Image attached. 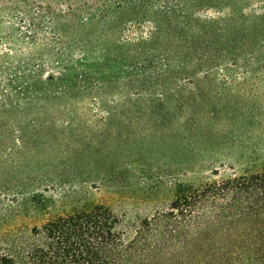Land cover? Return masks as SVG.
<instances>
[{"label": "rangeland", "instance_id": "obj_1", "mask_svg": "<svg viewBox=\"0 0 264 264\" xmlns=\"http://www.w3.org/2000/svg\"><path fill=\"white\" fill-rule=\"evenodd\" d=\"M126 3L0 0V238L95 205L149 217L169 207L180 182L263 168L264 128L237 125L232 107L216 121L209 118L220 105L214 92L221 82L242 92L257 84L260 103L264 83L249 77L233 83L219 72L214 92L199 83L205 95L194 103L178 101L174 88L190 86L183 76L167 83L169 89L142 82L141 59L126 68L133 79H124L120 68L132 62L119 53L153 30L150 22L136 23L140 14ZM161 5L182 8L183 0ZM101 49L111 51L105 60ZM82 81L88 90L80 88ZM147 96L164 101L155 104L154 116L143 114L140 98ZM185 115L203 121L190 127L173 122Z\"/></svg>", "mask_w": 264, "mask_h": 264}, {"label": "trees", "instance_id": "obj_2", "mask_svg": "<svg viewBox=\"0 0 264 264\" xmlns=\"http://www.w3.org/2000/svg\"><path fill=\"white\" fill-rule=\"evenodd\" d=\"M162 3L166 0H127L125 9L140 14L135 22H150L153 30L131 49L117 48L132 62L120 68L124 79H133L126 68L141 59L142 82L155 89L177 84L183 76L190 86L174 88L178 101L194 103L205 95L199 83L214 92L219 72L233 83L248 77L264 83V0H183L182 8ZM199 10L205 15L197 17ZM100 52L105 60L111 51ZM82 83L80 88L88 90L89 82ZM105 86L102 81L100 89ZM220 87L214 92L220 105H214L218 110L210 113L209 123L232 107L231 121L237 125L264 128V95L260 103L257 84L243 92L226 81ZM228 97L236 99L232 105L225 102ZM140 99L143 114L154 116L155 104H164L158 97ZM202 121L185 115L173 122L190 127ZM0 264H264V163L253 173L180 182L169 207L149 217H127L95 205L52 218L28 233L6 232L0 238Z\"/></svg>", "mask_w": 264, "mask_h": 264}]
</instances>
